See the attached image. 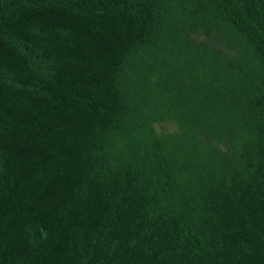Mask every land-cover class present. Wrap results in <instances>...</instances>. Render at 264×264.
Returning a JSON list of instances; mask_svg holds the SVG:
<instances>
[{"label":"trees","instance_id":"16d2710c","mask_svg":"<svg viewBox=\"0 0 264 264\" xmlns=\"http://www.w3.org/2000/svg\"><path fill=\"white\" fill-rule=\"evenodd\" d=\"M0 264H264V0H0Z\"/></svg>","mask_w":264,"mask_h":264},{"label":"clouds","instance_id":"9594fccd","mask_svg":"<svg viewBox=\"0 0 264 264\" xmlns=\"http://www.w3.org/2000/svg\"><path fill=\"white\" fill-rule=\"evenodd\" d=\"M203 35H204V33L200 32V31L193 33V36H195V37H203Z\"/></svg>","mask_w":264,"mask_h":264}]
</instances>
